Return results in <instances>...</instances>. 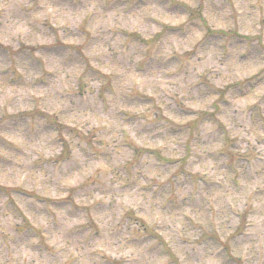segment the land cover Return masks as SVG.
Here are the masks:
<instances>
[{
    "label": "clouds",
    "instance_id": "obj_1",
    "mask_svg": "<svg viewBox=\"0 0 264 264\" xmlns=\"http://www.w3.org/2000/svg\"><path fill=\"white\" fill-rule=\"evenodd\" d=\"M0 264H264V0H0Z\"/></svg>",
    "mask_w": 264,
    "mask_h": 264
}]
</instances>
